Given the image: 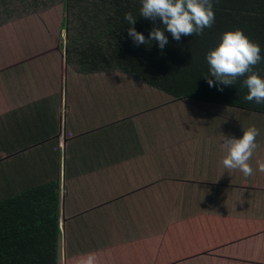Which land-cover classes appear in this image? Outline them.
<instances>
[{
  "label": "crops",
  "instance_id": "obj_1",
  "mask_svg": "<svg viewBox=\"0 0 264 264\" xmlns=\"http://www.w3.org/2000/svg\"><path fill=\"white\" fill-rule=\"evenodd\" d=\"M47 61L45 77L20 76L28 100H18L20 89L2 97L0 151L36 143L16 154L20 168L30 167L27 182L55 173L65 182L60 227L72 253H95L99 264L101 251L113 248L126 250V264H264V172L257 166L264 134L249 160L253 175L245 177L223 166V136H198L185 119L167 121L185 111V101L153 113V89H90L89 75L79 72L69 90L65 57ZM124 96L133 104L120 105ZM232 131L224 137L241 139ZM20 177L0 195L22 185Z\"/></svg>",
  "mask_w": 264,
  "mask_h": 264
},
{
  "label": "trees",
  "instance_id": "obj_2",
  "mask_svg": "<svg viewBox=\"0 0 264 264\" xmlns=\"http://www.w3.org/2000/svg\"><path fill=\"white\" fill-rule=\"evenodd\" d=\"M55 1L0 0V22L5 23L17 16L18 4L24 6L22 10L32 8L36 11ZM64 1L69 14L61 25L67 30L65 60L77 72L90 77L98 73L112 74L110 78L123 76L130 80L127 87L143 84L156 91V96L162 95L169 104L185 101L206 109L205 114L216 110L217 106L226 107L238 111V120L256 118L261 120V125L264 124V103L244 99L248 89L243 81L250 73L239 77L232 86L216 84L215 78L208 76L214 81V86L210 87L205 78L209 74L207 53L219 45L225 32L235 30H242L251 41L259 44L261 61L253 71L264 78V0H211L215 13L213 25L200 35L181 36L179 41L164 30L159 18L152 20L140 16L142 0ZM128 12L137 17L134 25L127 24L124 19ZM129 27L142 33L146 40L153 28H160L164 30L168 43L162 50L157 41L138 45L128 35ZM208 116L207 121L214 118L213 114ZM261 125L257 124L256 128ZM238 133L240 136L244 134L242 129ZM49 142L53 146L52 140ZM8 146L4 150L10 152ZM19 146H22L20 150H25L29 146L35 148L36 143ZM17 152L7 158L11 172L16 174L21 167L16 160ZM57 162L59 171L61 160ZM55 176L30 184L22 175V188L21 185L11 187L8 193L0 195V264H58L63 257L60 180L59 175L55 173ZM15 179L3 178L0 192ZM206 197L211 199L212 196ZM85 255L66 252L65 263L79 264Z\"/></svg>",
  "mask_w": 264,
  "mask_h": 264
},
{
  "label": "rangeland",
  "instance_id": "obj_3",
  "mask_svg": "<svg viewBox=\"0 0 264 264\" xmlns=\"http://www.w3.org/2000/svg\"><path fill=\"white\" fill-rule=\"evenodd\" d=\"M23 7H24L23 5L18 4L16 7L17 10H19L18 15L12 19H9V21L5 23L0 22V101L2 97H4V95H7L8 93H14L21 88L18 86V81L20 80V76H23V77L25 76V78H30V76L34 77V74H36L38 75L36 76L37 78L45 77L46 69L48 68V66L45 64V63L48 64L47 59L52 57L60 61L61 56L65 57V47L64 46H65L67 30L66 28H61L63 19L69 17L65 1L56 0L50 6L46 8L38 9L36 11H34L32 8L27 11L22 10ZM54 62L55 61L52 62L53 65H54ZM65 65H66V71H67L66 78L70 77V83H68L67 87L69 90L70 89L72 90V86H74L76 82L77 83L80 82V77L78 76V73L75 74L77 70L69 66L67 63H65ZM111 75L98 73L92 77L88 76V79H91V80L89 82V85L87 86L90 89H95V88L96 89L99 88L102 90L104 89L122 90L123 89L127 91L128 89H131L132 87L133 88L140 87L141 89H147L146 92L148 94L149 87L143 84H139V83L133 84L131 85V87H127L126 83H128V81L130 82V80L125 79L123 76H119V77L113 76L110 78ZM84 77L86 79V75ZM84 77H81V79H83ZM71 78L73 80H76L78 78L79 79L78 81H75V83H72ZM143 86L145 88H142ZM55 89L58 90V88H55ZM21 90L22 89H20L18 93V100L19 99L20 101L28 100L29 98L26 96L27 91L21 92ZM153 92L156 93V91H153ZM157 97L160 98L159 96H155L154 94L153 101H155ZM77 98H80V96H77ZM125 101L127 102V105L133 104V103H128L127 98L124 96L119 101L120 105H126ZM158 101H162V99L160 98ZM158 101L154 103L153 109L151 110L153 113L160 112L159 105H161L162 109H165L164 108L165 105L166 106L172 105V103L169 104L166 102L161 104L162 102H158ZM183 102L184 101L177 102L175 105L177 104L180 105ZM1 105L2 104L0 102V113L4 112L3 111L4 109H1V107H4V106H1ZM185 107H186L185 111H180L179 113H176V112L171 113L175 115L174 117L171 116V114L169 113L168 114L169 120L167 121H169V123H176L178 119L180 120L185 119L189 121L188 123L191 124L193 128L198 126L197 127L198 132H199L197 133L198 136H208V135H212L213 133L217 134V136H224V135L227 136V135H230L231 131L233 130L232 131L233 133L237 132L236 134H233V135L239 138L240 133L238 132L241 129L244 132L250 126L254 125L256 127L257 124L261 125V120L256 119V118H247V119L242 118L238 120L239 116H236L238 111L235 109L231 110L230 108L217 106V108L215 107L216 110L215 109L213 111L209 110L207 114H205L206 109L203 110L202 107L192 106L188 103L185 105ZM126 108H128V106H126ZM185 114H187V116ZM212 114L214 118H208L209 123H210L208 125L206 118L209 117L208 115H212ZM243 116L246 117V114H244ZM247 122H248V125L245 126ZM230 126H233V129L229 128ZM155 128H157V125L155 126ZM188 130L189 129L186 128V131ZM259 130L261 131L260 134H264V124L261 125ZM21 145H26V143L21 144ZM21 147L22 146H18V145L16 147L9 145L8 150L10 152H7L6 150H4V146H3V150L0 151V181L6 177H8V179H11V178L17 179L20 177V176H17L15 172H11L10 170L11 168L7 164L9 162L7 157H13L15 155L14 151H19ZM26 149L28 150V152H30V151H33L34 148L33 146H29ZM27 150L25 151L27 152ZM8 153H12V154H8ZM25 154L27 153L25 152L22 153V155H25ZM5 159H7V161ZM27 170L29 171V173L31 172L30 167L28 166L25 171L22 168H18V172L23 171L22 172L23 178H26V179L28 178L27 176L31 174V173L27 174L28 173ZM183 180L185 179H182V181ZM29 182L32 183L33 180H28V183ZM64 183L61 182L60 184L61 188L64 187ZM183 183H186V181H184ZM19 187L22 188V185ZM63 198H64V195H63ZM222 211H226V209H222ZM239 213L241 214V212ZM154 225H155V228L153 226L154 231L153 230L152 231L154 232L153 234H156L159 231L160 225H156V224ZM110 229L112 231H115V226L110 227ZM63 234L64 232L62 230V235ZM65 234H67V232H65ZM66 246L68 247L69 250H67ZM85 246H86L85 244L81 245L82 248H84ZM62 247H63L62 256L64 258L61 257L60 260L58 261V264H66L63 262L66 257V252H71V250L74 248L69 244L68 238L66 235L65 236L63 235L62 237ZM125 251L126 250L124 248H121V250L117 248L105 249L101 251L100 257L105 262L103 264H111V263L126 264L124 261H122V259L124 258V255H126ZM85 254L86 252L83 251L82 255H85Z\"/></svg>",
  "mask_w": 264,
  "mask_h": 264
},
{
  "label": "clouds",
  "instance_id": "obj_4",
  "mask_svg": "<svg viewBox=\"0 0 264 264\" xmlns=\"http://www.w3.org/2000/svg\"><path fill=\"white\" fill-rule=\"evenodd\" d=\"M140 16L152 20L159 18L164 30L170 32L177 41L181 36L202 34L215 20L211 0H142ZM124 19L127 24L134 25L137 17L128 12ZM164 30L153 28L146 40L142 33L129 27L128 35L138 45H149V42L157 41L162 50L168 43ZM260 52L259 44L251 41L242 30L225 32L219 45L206 55L209 74L205 78L209 86H214V81L208 79V76L214 77L216 84L232 86L239 77L250 73L243 81L248 89L244 99L257 104L264 103V78L253 71L254 66L261 61ZM259 134V129L253 125L244 131L241 139H227L223 136V146L227 150V155L222 160L223 166L228 170H239L245 177L253 175L249 160L258 147L256 137ZM257 166L260 172H264V162L258 160ZM79 264H97L95 253L86 254Z\"/></svg>",
  "mask_w": 264,
  "mask_h": 264
}]
</instances>
